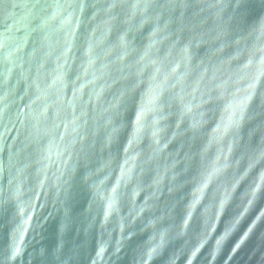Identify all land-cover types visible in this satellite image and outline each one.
Wrapping results in <instances>:
<instances>
[{
    "label": "water",
    "instance_id": "obj_1",
    "mask_svg": "<svg viewBox=\"0 0 264 264\" xmlns=\"http://www.w3.org/2000/svg\"><path fill=\"white\" fill-rule=\"evenodd\" d=\"M0 264H264V0H0Z\"/></svg>",
    "mask_w": 264,
    "mask_h": 264
}]
</instances>
